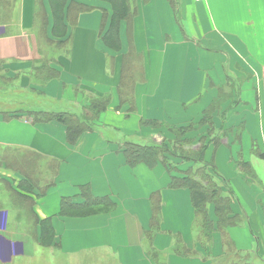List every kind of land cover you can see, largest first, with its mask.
<instances>
[{
	"label": "crops",
	"instance_id": "0c3cea01",
	"mask_svg": "<svg viewBox=\"0 0 264 264\" xmlns=\"http://www.w3.org/2000/svg\"><path fill=\"white\" fill-rule=\"evenodd\" d=\"M78 1L94 9L81 13L76 26H68V48L58 50L47 45L38 15L45 7L52 36L50 0H0V67L13 78L4 92H25L2 97L0 161L8 153L33 151L43 164L56 163V172L47 173L54 184L44 195L30 193L38 216L51 219L55 238L48 250L52 258L58 254L54 264H224L238 259L264 264V179L253 160H264V0H133L137 16L131 39L142 54L145 79L137 83L136 108L130 113L126 104L117 108L121 54L128 46L126 24L121 26L123 48L113 50L101 35L104 10L111 15L112 4ZM46 59L59 71L49 81L37 68ZM231 78L238 86L236 101L223 100V111L229 105L223 119L229 138L209 145L206 158L235 190L234 208L243 222L228 228L229 241L221 232L206 241L190 190L170 187L171 174L161 163L129 164L119 145L141 143L157 130L142 124L143 119L170 125L200 121ZM106 94L112 95L110 106L75 144L67 139L64 124L34 123L25 112L80 113L89 98ZM5 112L18 115L7 118ZM238 126L241 133H236ZM235 151L252 169H238L232 160ZM0 176L16 185L22 179L4 162ZM1 177L0 190L3 186L6 192ZM85 188L115 206L63 213L62 200L85 202ZM157 195L160 223L150 233ZM12 206L0 198L1 264L29 254L25 241L16 237L24 233V219Z\"/></svg>",
	"mask_w": 264,
	"mask_h": 264
},
{
	"label": "trees",
	"instance_id": "16d2710c",
	"mask_svg": "<svg viewBox=\"0 0 264 264\" xmlns=\"http://www.w3.org/2000/svg\"><path fill=\"white\" fill-rule=\"evenodd\" d=\"M113 6V12L110 15L104 10V21L102 24V40L105 45L113 50L120 51L123 48L121 36V26L125 22L127 27V49L121 54V75L118 84L119 104L117 108H121L124 104L128 105V112H132L136 108L135 89L139 81L145 79L144 63L142 54L136 49L131 39L134 19L137 16L136 6H133V0H106ZM51 10L53 12L52 36L49 35L48 29L50 20L45 7L40 8L41 32L44 34L45 41L48 46L58 50L68 48V43L72 33L68 35V26L77 25L79 15L83 12L93 10L90 4L80 2L78 0H50ZM113 60L115 58L113 57ZM50 59L43 61L42 66L37 67L44 80H51L59 76V71L51 67ZM2 71L0 67V72ZM0 80L13 81V78L0 73ZM112 95H95L88 99L80 113L71 111H46L28 109L25 112L34 123L58 121L66 126L67 139L70 143L75 144L80 136L94 128L101 114L110 106ZM214 108L207 109L198 126L206 123L211 124L212 112ZM7 118L18 115V113L5 112ZM162 124L158 120L143 119L142 124ZM165 126L176 135V146L172 149L169 144H142L133 141H126L119 145V151L126 156V160L131 165L146 163L154 166L158 163L163 164L171 174L170 187L172 188H188L191 193V200L196 212V223L200 228L203 238L211 240L215 232H221L225 235L226 241L228 228L243 222L242 214L235 210L234 204L236 196L234 189L229 185L216 163L213 160L206 159V151L209 143H206L204 137H201L194 143L187 133L196 128L194 123L185 125ZM215 145H221L224 140L214 139ZM182 144H185L182 146ZM186 144H188L186 147ZM169 154L174 157H181L182 160L196 164L198 167H189L187 170H177L171 167V159ZM42 156L36 152H14L3 156L0 165L3 162L6 167L17 171L22 175L17 188L8 179L1 177V180L7 186V189L13 194V205L20 214L24 207H29L35 217L37 226V235L42 243L48 244L49 241L54 242L55 233L50 218H40L36 212L35 197L30 195L36 190L38 195H44L48 188L54 182L47 181V173L57 169L56 163L49 162L47 165L42 163ZM245 164H248L247 162ZM249 165V164H248ZM176 167V166H175ZM55 168V169H54ZM54 172V173H55ZM85 202L74 203L71 198L62 200L63 213H92L99 210L111 209L115 205L108 198H94L88 188L83 189ZM14 207V208H15ZM212 209V211H211ZM161 200L159 195L154 199V215L150 233L160 223ZM22 215V214H20ZM39 229V231H38ZM238 260H225L224 264H243Z\"/></svg>",
	"mask_w": 264,
	"mask_h": 264
},
{
	"label": "rangeland",
	"instance_id": "374dc122",
	"mask_svg": "<svg viewBox=\"0 0 264 264\" xmlns=\"http://www.w3.org/2000/svg\"><path fill=\"white\" fill-rule=\"evenodd\" d=\"M0 73H4V72L1 71ZM231 80L232 81H228V83L225 87H221L219 89L220 90V94H219L220 97L217 100H215L214 102H212V105H210L208 107V109L214 108V110L212 112V122L214 123V125H212V127L210 128L211 124H209V123L198 126V121L193 122L196 125V128L194 130H192L191 132L187 133L186 136H188L190 139H193L194 143L197 142V140L201 137H204L205 142L209 143L210 145L215 143L214 139L215 140L216 139L224 140L226 138H229L228 135L230 133V129L228 127H226V123L223 121L224 117H226V115H227V114H224V111H227L229 105L223 111V103H224L223 100L229 99L231 101L230 102L231 104L234 101H236V94L235 93H237V91H236L237 86H238L237 80L232 79V78H231ZM11 83H13V82H10L7 80H0V106H1V101L3 100L2 97H4V96L21 97L23 94H25V92L22 95H20L21 93H15V92L6 93V92H4L5 91L4 89H7V87H9V85ZM230 103L228 102V104H230ZM238 103L239 102H237V104ZM20 109H23V108H20ZM259 111H260V109H259ZM243 112L244 111H242L241 113H243ZM153 125H154L153 127H157V130L154 131L149 138L144 139V141L141 143L142 144H154V143L155 144H161V143L163 144V142H166L167 144H169V146L172 149H174V147L176 146V143H175L176 135L170 129V127L166 126L163 128V126H161L162 124H160V123H158L157 125L156 124H153ZM242 130H243L242 126H238L236 129V133H241ZM184 145L185 144H182V146H184ZM187 145L188 144H186V147H188ZM216 146H218V145H216ZM256 153L258 154L260 152L258 151ZM169 157L171 159V167H174V169L177 168L173 171L175 173H177V170H181V171L187 170L189 167H192V166L194 167V169H196L198 167L196 164H192L191 162L182 160V158L179 156L174 157V156L169 154ZM233 157L234 158L232 160L237 165L238 169H248V170L252 169L250 164L249 165L245 164L246 162H244V160L240 161V159H239L240 153H237L235 151V155ZM210 160H208V161H210ZM253 160L255 161V164L261 173L260 176L264 179V160H257V159H253ZM249 175L251 178H256L251 173ZM260 176H259V178H260ZM257 181H259V179H257ZM10 182L14 186L16 185L15 181H10ZM228 183H229V181H228ZM229 185L232 187V185L230 183H229ZM16 186H18V185H16ZM3 189H4V187L1 186L0 198L4 197V198H6V200H8V202H13V198H12L13 194H11V191H9L6 188L7 191L5 192ZM12 207L14 208L15 206L13 205ZM14 210H17L16 207L14 208ZM16 212H18V210ZM20 214H22V215H20ZM20 214L18 213V217H21L22 220L24 219L26 221L25 222L23 220L24 233H22L25 236L23 237V235L18 234L16 237H18L17 239H21V240L23 239L25 241L23 243V244H25V249H26L25 251H27V253H29V254L22 256V257H17V258L15 257L10 262H8L6 264H46V262L48 264L57 263L58 254L56 253V255H54L52 258V256L50 255L51 251L48 250L49 249L48 247L52 246L54 244V242L51 240V241H49L48 244H46V243H42V241H40L39 235L36 234L37 233V226L35 224L36 220H35V217L32 214V212L30 211V208L24 207V210ZM25 238H27V239H25ZM32 251H33V253H32ZM31 254L36 256V262L31 261V258H30L32 256Z\"/></svg>",
	"mask_w": 264,
	"mask_h": 264
}]
</instances>
